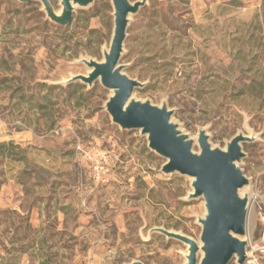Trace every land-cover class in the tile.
Returning <instances> with one entry per match:
<instances>
[{"label":"rangeland","instance_id":"obj_1","mask_svg":"<svg viewBox=\"0 0 264 264\" xmlns=\"http://www.w3.org/2000/svg\"><path fill=\"white\" fill-rule=\"evenodd\" d=\"M113 31L111 0L77 6L66 26L39 0H0V264H185L188 245L155 227L201 243L192 178L163 172L147 135L113 122L100 79L64 84L90 70L82 58L104 60ZM119 65L144 84L137 99L167 104L194 151L201 129L222 149L254 136L240 161L245 264H264V0H148Z\"/></svg>","mask_w":264,"mask_h":264},{"label":"water","instance_id":"obj_2","mask_svg":"<svg viewBox=\"0 0 264 264\" xmlns=\"http://www.w3.org/2000/svg\"><path fill=\"white\" fill-rule=\"evenodd\" d=\"M29 3L36 0H19ZM47 16L59 25L66 26L73 19L77 6L87 7L94 0H61L58 13L50 0H39ZM114 7V31L109 50H104V60L82 58L90 70L87 74H74L64 84L82 81L92 86L100 79L101 84L113 94L106 109L113 122L122 129H140L147 135L149 147L167 159L162 171L180 173L192 178L193 191L188 198L203 197L206 213L199 218L202 224L201 243L196 239L164 227H155L169 238L188 245L185 264H228L235 256L239 264H245L248 240L247 217L250 195L241 191L250 185L243 173L240 161L245 156L242 143L253 141L254 136L242 132L227 143L226 149L212 147L204 129L198 134L200 152L193 150L194 139L184 133L178 123L172 121V111L164 103L161 107L150 100L142 101L134 96L137 87L144 84L122 71L119 65L130 16L139 12L148 0H111ZM199 252H202L201 257ZM129 264H144L136 260Z\"/></svg>","mask_w":264,"mask_h":264},{"label":"built area","instance_id":"obj_3","mask_svg":"<svg viewBox=\"0 0 264 264\" xmlns=\"http://www.w3.org/2000/svg\"><path fill=\"white\" fill-rule=\"evenodd\" d=\"M262 224H263V234H262V238H261V243L260 245H257L256 247H254V251H261L262 253H264V216L262 217Z\"/></svg>","mask_w":264,"mask_h":264},{"label":"trees","instance_id":"obj_4","mask_svg":"<svg viewBox=\"0 0 264 264\" xmlns=\"http://www.w3.org/2000/svg\"><path fill=\"white\" fill-rule=\"evenodd\" d=\"M5 146H6V144H4V143L0 144V150H1V148L5 147Z\"/></svg>","mask_w":264,"mask_h":264}]
</instances>
